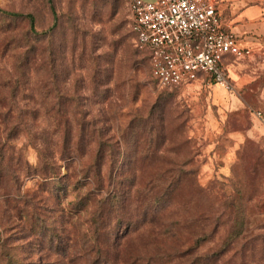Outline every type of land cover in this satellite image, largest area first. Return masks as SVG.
Masks as SVG:
<instances>
[{"label": "rangeland", "instance_id": "1", "mask_svg": "<svg viewBox=\"0 0 264 264\" xmlns=\"http://www.w3.org/2000/svg\"><path fill=\"white\" fill-rule=\"evenodd\" d=\"M0 10V264H264V42L165 88L128 0Z\"/></svg>", "mask_w": 264, "mask_h": 264}, {"label": "built area", "instance_id": "2", "mask_svg": "<svg viewBox=\"0 0 264 264\" xmlns=\"http://www.w3.org/2000/svg\"><path fill=\"white\" fill-rule=\"evenodd\" d=\"M135 48L145 54L150 77L165 88L207 80L229 88L225 63L247 58L212 0H128ZM253 118L264 128V112Z\"/></svg>", "mask_w": 264, "mask_h": 264}, {"label": "crops", "instance_id": "3", "mask_svg": "<svg viewBox=\"0 0 264 264\" xmlns=\"http://www.w3.org/2000/svg\"><path fill=\"white\" fill-rule=\"evenodd\" d=\"M212 1L224 25L235 34L240 48L248 49L251 53L261 48L264 42V0ZM231 59L234 58H229L226 63Z\"/></svg>", "mask_w": 264, "mask_h": 264}, {"label": "trees", "instance_id": "4", "mask_svg": "<svg viewBox=\"0 0 264 264\" xmlns=\"http://www.w3.org/2000/svg\"><path fill=\"white\" fill-rule=\"evenodd\" d=\"M0 12H2V13H3L4 15H6V16L17 17V18H22V17H24V18H26V19L29 21L30 27L32 28V25H33V17H32L31 15H25V16H22V14L10 13V12H4V11H1V10H0ZM44 160H47V158L45 157ZM42 162H43V165H42V171H43V172H46V170H48L47 167L45 166L46 163H45L44 161H42ZM51 170H52V169H51Z\"/></svg>", "mask_w": 264, "mask_h": 264}]
</instances>
